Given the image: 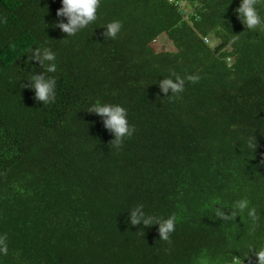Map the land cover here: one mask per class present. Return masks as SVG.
Masks as SVG:
<instances>
[{"label":"trees","instance_id":"1","mask_svg":"<svg viewBox=\"0 0 264 264\" xmlns=\"http://www.w3.org/2000/svg\"><path fill=\"white\" fill-rule=\"evenodd\" d=\"M239 5L100 0L69 35L61 0H0V264H258L264 23L247 28ZM257 9L264 20V0ZM112 21L121 30L106 38ZM33 76L55 81L54 103L36 99ZM176 76L183 90L164 93ZM95 103L127 109L133 134L119 147ZM140 205L174 218L167 240L157 223H131Z\"/></svg>","mask_w":264,"mask_h":264},{"label":"clouds","instance_id":"2","mask_svg":"<svg viewBox=\"0 0 264 264\" xmlns=\"http://www.w3.org/2000/svg\"><path fill=\"white\" fill-rule=\"evenodd\" d=\"M62 7L57 10L58 16L66 17V23H59L56 25L64 33L72 35L79 29H82L94 21L97 20L98 8L100 0H61ZM258 0H240V5L237 8V13L242 23L249 29L264 23L260 13L257 9ZM120 21H112L106 25V38H115L121 30ZM157 41L154 42V44ZM37 56H40L45 61H54L55 57L53 53L48 50H44L41 54L37 51ZM56 64L52 63L47 66L48 72L56 71ZM32 88L35 91V96L38 101L43 102L44 105H48L55 102V81L53 79H46L43 76H33ZM189 79H195V77H189ZM184 80L179 76H176L175 81L172 78H165L159 82V87L164 93H168L170 90L172 93H177L183 90ZM89 112L104 118V125L115 136L113 145L119 147L123 143L125 138L130 137L133 134V128L129 125L127 119V109L119 104H101L95 103L89 109ZM240 210L248 208V201L241 200L236 205ZM143 206L140 205L135 208L131 213V223L133 225L143 223L145 226L150 223H157L159 225V233L162 239L167 240L169 233L174 230V218L168 217L163 219L146 216L142 211ZM219 214V213H218ZM255 215V209L248 210V216L253 217ZM249 249L254 251L258 264H264V244H261L258 248L254 245H249ZM7 245L3 242V238H0V254H7ZM226 264H243L242 259L239 256H232L231 260H227Z\"/></svg>","mask_w":264,"mask_h":264},{"label":"rangeland","instance_id":"3","mask_svg":"<svg viewBox=\"0 0 264 264\" xmlns=\"http://www.w3.org/2000/svg\"><path fill=\"white\" fill-rule=\"evenodd\" d=\"M156 44H158L157 46L162 50H173V46L171 45V43L168 42L166 38H160L156 42Z\"/></svg>","mask_w":264,"mask_h":264},{"label":"built area","instance_id":"4","mask_svg":"<svg viewBox=\"0 0 264 264\" xmlns=\"http://www.w3.org/2000/svg\"><path fill=\"white\" fill-rule=\"evenodd\" d=\"M171 1V0H170Z\"/></svg>","mask_w":264,"mask_h":264}]
</instances>
